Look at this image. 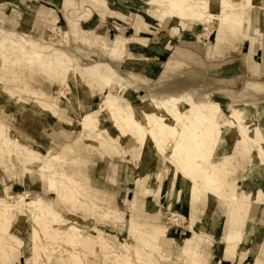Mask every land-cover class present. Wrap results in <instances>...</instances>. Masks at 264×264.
I'll return each mask as SVG.
<instances>
[{
  "label": "rangeland",
  "instance_id": "obj_1",
  "mask_svg": "<svg viewBox=\"0 0 264 264\" xmlns=\"http://www.w3.org/2000/svg\"><path fill=\"white\" fill-rule=\"evenodd\" d=\"M188 4L191 7L211 6L216 11L188 13L181 17L172 12L169 5L152 6L143 0H0V129L9 143L0 141V194H5L12 206L22 205L29 216L26 209L30 207L22 201L17 202L21 194L26 195L28 201L39 199L35 204L46 211L44 216L29 218L34 228L31 231L38 235L37 240H33L32 233L26 235L16 228L2 230L0 224V245L9 250L8 255L0 252V264H148L149 261L151 264H183L180 261L186 260L183 253L175 258L161 248L139 241L131 231V222H137L138 216L142 215L134 197L136 191L153 194L162 184L158 225L165 230L164 235L174 239V251L179 250L185 239L195 238L199 242L198 261L201 263L255 264L259 258L264 264V233H259L264 227V162L250 170L253 152H258L255 159L261 161L264 132L244 142H240L242 138L235 132L237 136L232 142H223L203 164L209 167L213 162L218 178L226 182L227 187H234L237 194L234 199L216 198L192 185L193 194L189 201V184H183L182 178L178 177L175 189H170L175 167L168 158L171 154L169 147L158 182H155L152 171L142 172V145L134 138L122 137L111 126L93 132L85 130L78 121L79 114L74 116L75 111L69 105L70 97L76 96V109L80 101L87 111H95L104 94L87 89L94 88V82L88 79L81 90L78 88L79 82L71 79L62 68L64 59L57 58L64 54L65 48L84 70L94 63L111 67L118 83L107 93L122 100L145 98L153 108L151 99L181 91L184 103L191 105L201 97L204 101L213 99L228 115L233 106H239L253 125L264 131V15H254L256 21H251V14H255L263 3L248 0L246 6L236 7L233 13L243 16L240 23L232 15L222 19L227 11L208 0H185L183 6ZM251 7L255 8L253 13L249 12ZM188 22L192 25L181 27ZM174 26L180 29L178 34L173 33ZM250 27L249 33L254 40L236 37V33L244 34ZM255 28L260 33H255ZM83 31L88 32L91 43L82 42L87 39ZM184 31L190 34L183 37L180 32ZM226 32L232 36L228 42L220 48L214 46L215 36H224ZM179 35L185 39L180 40ZM120 37L128 39L126 51L112 54L110 46L113 43L125 47L126 40ZM162 39L168 41V49L165 50L167 55L159 61L152 52ZM184 42L189 45L180 48L185 54L182 63L176 70L164 71L172 53ZM139 53L142 58L129 57L133 54L137 57ZM94 68H91L93 72ZM104 76L106 79L103 80H108ZM85 92L91 95L86 101L82 97ZM44 102L54 104V110ZM22 104L33 109L34 120L22 117L19 111ZM5 109L9 119L4 122ZM14 118L20 119V124L26 128L25 134L29 133L38 145H26L32 138L24 133L21 142L13 140L11 123ZM105 122L109 126V122ZM64 136L68 137V142ZM32 151L38 155L37 160L31 157L34 155ZM237 158L245 160L236 171H239L237 177L223 176L221 164L236 163ZM21 162L31 169L50 162L49 175L41 179L58 180L59 190L43 189L40 183L33 181L32 175L21 171ZM125 172L135 175L136 187L120 176ZM145 187L152 190L146 192ZM182 187L186 191L179 198L177 189ZM245 191H252V198H247L250 194ZM149 200L153 198L140 197L145 211L151 206ZM176 202L177 208L174 207ZM241 202L252 204L248 223L236 215L243 206ZM154 208L149 207L150 212ZM126 221L128 224L130 221V228ZM140 227L148 232L154 230L141 224ZM244 230L248 232L247 236H251L250 241L246 239L247 244L240 247L237 258L224 262V247L230 232L234 234L229 252L233 255L236 239ZM72 231L75 232L73 239L69 238ZM89 234L103 238L93 242ZM20 240L25 242L24 246L18 243ZM203 251L210 263L203 260ZM154 254L160 258L159 263L152 261Z\"/></svg>",
  "mask_w": 264,
  "mask_h": 264
},
{
  "label": "bare ground",
  "instance_id": "obj_2",
  "mask_svg": "<svg viewBox=\"0 0 264 264\" xmlns=\"http://www.w3.org/2000/svg\"><path fill=\"white\" fill-rule=\"evenodd\" d=\"M208 1L210 3H213V5L219 6L225 11H227V15H225V17L222 19H225L226 17L232 15L235 16V19L238 23H240L243 20L242 19L243 16L240 14L242 16L241 17L233 12L236 7L246 6L245 3L248 2V0H208ZM143 2H146L147 4H150L152 6L163 5V4L169 5L172 12L180 15L181 17L186 16V14L188 13L191 14H197L199 12L212 13L213 11H216V9L211 6L191 7L192 5L188 4L185 7V5L183 6L185 0H143ZM261 2L263 3V6L257 9L255 15H259L260 13L264 14V0H260V3ZM245 10H243L244 13ZM63 53L64 54L61 57L58 56L57 58L64 59V62L62 63V68H64L68 72L69 76H71V79L74 78L76 81L79 82L78 88L80 90L84 87L85 84L84 81L87 79L90 81H95L98 78L106 79L103 73H101L99 70H96L92 66L86 67V69L84 70L82 64H80L76 59H74V57L71 56V54L66 50V48L63 49ZM91 68H94V72ZM101 88L104 89L105 87L103 86ZM167 89L165 88V90ZM169 92L170 91H168V93ZM182 98L183 97L181 91H178L177 94H171L168 97L164 96L159 98L158 97L153 98L151 99L153 103V108H151V106H149V103H147L144 100L145 98L139 100L136 99L135 101L125 100L124 98H123L124 100H122L120 99V97L112 95L110 92L109 93L106 92L99 104V108L95 111H87L83 103H81L80 101L78 103L79 108L76 109L74 105V103L78 99L76 98V96L70 97L68 101H69V105L75 111L74 116H78L79 114L78 121L85 130L89 132H93L94 130L99 128L100 130L109 129L111 126L116 131H118L122 137L134 138L140 145H142L144 150V167L142 169V172L146 173L148 171H152L153 174L156 176L155 182H158L157 178L158 176H160L159 171L161 169L162 163L164 162V157H165L164 155H166L168 150L167 148L169 147L170 149L169 151L171 154L168 155V158L169 161L173 163V167H175V172L172 173L173 179L170 183L171 190L175 189L177 182L176 180L179 177L182 178L183 184L184 183L189 184V188L187 192L189 201L193 194L192 191L193 186L199 188L198 191L200 189H204L208 193L210 192L211 196L216 198L234 199L237 195L234 193V187L232 188L227 187L228 184L226 182H223L222 179L218 178L215 165L213 164V162L210 163L209 167L203 166V164L205 162L207 163V160H209L212 157V155L215 153L217 149H219V147L222 145L223 142L227 144H229V142H232L231 140L235 138V135L237 136V133H239L242 138L240 142H244L250 138H253L255 134H259L260 132H262L263 135L264 131L261 130L260 126L256 127L255 125H253L252 120L245 115L246 113L245 110L239 106L238 107L233 106L231 110V114L228 115L219 103H217L215 100L212 101L213 99L212 100L207 99V101L206 100L204 101V99L202 100V98L204 97H201L200 99H195L190 105L188 103H184ZM44 103H46L50 108L54 110V104H49L47 102ZM19 111L22 114V117L34 120L33 116L35 115L32 114L33 109L30 106L26 104H22L19 106ZM7 115H8L7 109L3 110L4 122L8 121L9 119L7 118ZM19 120L18 121L15 120L14 122L11 123V129L13 130L11 136L15 142H21L20 138L25 135L27 137L32 138L29 133L25 134L26 128L20 124ZM105 120L109 122V126L105 122ZM0 126H2L1 123ZM235 132L237 133L235 134ZM100 134L101 131L99 132V136ZM0 141L8 143V140L1 129H0ZM170 142L172 144H170ZM26 145L30 147L32 145L33 146L38 145V143L36 142L35 139L32 138L30 143ZM32 152H34L33 153L34 155H31V157L34 160H37L38 155L35 154L36 153L35 151ZM257 155L258 152L256 151L253 152V159L250 165V170L254 169L255 165L259 164L261 166V163L264 162V152L260 155L261 156L260 162H258L255 159L256 158L255 156ZM19 167L21 171L23 172L25 171L27 174L32 175L33 181H36L38 184L40 183L43 189L54 190V191L59 190L58 180L54 178H48L47 180L43 181L41 179L49 175L48 170L52 168L50 162H44L36 169H31L26 167L23 162L20 163ZM262 167L264 171V166ZM220 170L221 173H225V171H228V169L226 168H221ZM187 187L185 188L187 189ZM157 190L158 189H156L155 192H158ZM149 191L150 190L147 189V192ZM185 191L186 190H184L183 187L180 188L179 190L177 189V196L180 198V196L185 194ZM245 194H250L247 196V198H252V191H245ZM4 195L0 194V224L2 230L5 229L9 230L11 228H16V230L18 231L26 232V235L32 233L33 240L34 239L37 240L38 235H36L35 233H33V231H31V228L32 229L34 228L33 226H31L29 218L30 216L32 218L33 217L39 218L40 216H44L43 213H45L46 211L42 209L40 206H37L35 204V201L39 199L28 201L25 199L26 195L24 194L19 195V199L17 202L22 201L21 202L22 204H25L30 207V209H26L30 213L29 216L22 209V205L12 206L8 202L7 197H5ZM236 204L237 203H235L234 206ZM54 206L57 207L58 205L57 206L54 205ZM35 210L37 212L38 210L40 211L39 213H37L34 212ZM98 213L96 214L95 217H97ZM131 231L134 237H136L139 241L144 240L147 244L153 246V248L154 247L161 248L164 252L168 253V255L173 254L175 258H177L180 254L183 253L188 264H207L198 261L200 255V250L198 249L199 242H196L195 238L185 239L180 245L179 250L176 252L172 248L174 239L173 238L170 239L168 235H164L165 230L161 227H157L152 232H148L143 230L140 227L139 223L132 221ZM52 235L55 236L56 234L54 233ZM74 235L75 232L72 231V233L69 234V238L71 237V239H73ZM233 235L234 234L231 231L226 246V254L229 256H232L230 255L229 252L230 249L233 247L231 244V242H233L234 240ZM89 236L91 237V239H93L92 240L93 242L94 240L96 241L98 238L99 239L103 238L102 236L94 237L91 236L90 234ZM115 240L114 242H117ZM88 241L91 242L90 238H88ZM86 242L87 240L85 241L84 245L86 244ZM18 243L24 246L25 242L23 240H20ZM35 246L37 245L35 244ZM79 249L81 250V248ZM91 249L89 251H92ZM0 252L8 255L9 250L5 246L0 245ZM11 252L13 254L14 251L11 249ZM234 252L235 251L232 250V253ZM190 253L193 254L192 257L189 256ZM36 256L39 257V255ZM148 264H151V261H149Z\"/></svg>",
  "mask_w": 264,
  "mask_h": 264
},
{
  "label": "crops",
  "instance_id": "obj_3",
  "mask_svg": "<svg viewBox=\"0 0 264 264\" xmlns=\"http://www.w3.org/2000/svg\"><path fill=\"white\" fill-rule=\"evenodd\" d=\"M252 8V7H251ZM254 9L255 8H252V9H250L251 11H249V12H252L253 13V11H254ZM255 14H251V21H252V23H254L256 20V18H254L253 19V16H254ZM259 15H264V14H259ZM259 15H257V16H259ZM248 18V17H247ZM192 24H191V22H188L187 24H185V25H183V26H181L182 28H184V27H186V26H191ZM257 26H258V24H257ZM251 28L252 27H250L248 30H247V32H245L244 34H242V33H236V37H238V36H241V37H244V39H246V38H251L252 40H254V36L252 37V34H250L249 33V30H251ZM179 28L176 26H174L173 27V33H177L178 34V32H179ZM84 33H86L87 34V39L85 40V41H82L83 43H91V41H92V39L88 36V32H86V31H83ZM158 33L160 32V31H157ZM254 32L255 33H260V31L258 30V28L256 29H254ZM190 33L189 32H180V35H183V37L184 36H188ZM179 35V37H181V39L180 40H182V39H185V38H183L182 36H180ZM230 37H232V36H229L228 34H227V32L224 34V36L223 35H221V34H219V35H217V36H215V41H216V43H215V45L214 46H216V47H218V48H220V47H223L227 42H228V40H229V38ZM121 39H125L126 40V42H125V47H121V46H117V44H115V46H114V43H113V45H111L110 46V52L112 53V54H119V53H121V52H125L126 51V43H127V40L128 39H126L125 37H120ZM178 39V38H177ZM165 39H162L161 40V44H158L157 46H155L154 48H153V54L155 55V58H157L159 61L161 60V59H163L164 58V56H166L167 55V53L165 52V50L166 49H168V41L167 40H165V41H167V42H165L164 41ZM180 40H179V42H180ZM189 45V43H186V42H184L182 45H180L175 51H174V53H172V55H171V57H170V59H169V61L166 63V65H165V68H164V71H166V70H168V71H170V70H176V68L182 63V60H183V58L185 57L184 55L185 54H183L182 53V51L180 50V48H183L185 45ZM117 46V47H116ZM256 46V45H255ZM186 47V46H185ZM131 55V54H130ZM133 55H135V54H133ZM133 55L132 56H129L130 58H142L141 57V53H139V54H137L138 56L137 57H133ZM154 58V61H157L156 59ZM139 61V60H138ZM90 66H95L100 72H102V73H104L106 76H107V79L108 80H103V79H100V78H98V79H100V80H98V79H96L95 81H93L94 82V88H91V87H87V89H90V90H92V92H99V93H102V94H105L109 89H113L112 88V86H114V84L116 85L118 82L117 81H115V75H116V72L111 68V67H109L108 65H106L105 63H94V64H92V65H90ZM137 69L139 70L140 69V65L137 67ZM163 71V72H164ZM162 72V73H163ZM149 74L150 73H152V72H148ZM143 76V75H142ZM137 78H139V79H141L142 77L141 76H136ZM144 77H146V75H144ZM147 79L149 78V76H147L146 77ZM90 81V80H89ZM103 85H105V88L104 89H102L101 87L103 86ZM86 93L87 92H85V94L84 95H82V97L85 99V101L91 96L90 95V93H87V95H86ZM126 99V98H125ZM85 101H84V103H85ZM262 101H263V103H264V99H262ZM85 106V105H84ZM85 108H86V106H85ZM87 109V108H86ZM88 110V109H87ZM63 132V131H62ZM64 138H65V140L68 142V140H67V136H64ZM234 161H236V163L234 162H232V163H225V164H221V167H224V168H226V169H228L227 168V166L228 165H231L230 166V168L228 169V171H225V173H222V175L223 176H228L229 178H236L237 176V173L239 172H236L237 171V169L239 168V166H243V162L245 161V160H243V158H237V160H234ZM246 162H247V160H246ZM129 175V176H128ZM120 176H122V177H124L125 178V180L127 181V183L129 184V183H133L134 185H135V183H134V179H135V175L134 174H132V176H130V174H128L127 172H125V173H121L120 174ZM135 187H136V185H135ZM163 184H162V186H161V188H160V190H159V188H158V192H154L153 194H151V193H149V194H144V193H140V191H136V194L134 195V197H136V200H137V202L139 203V205H138V209H139V214L141 215L140 217L138 216V223L139 224H141V225H144V226H148V227H154V229L155 228H157V227H160L158 224H159V213H158V210L160 211V209H159V203H158V201L161 199V195H162V191H163ZM146 189V192H147V189L148 190H151V189H149L148 187H145ZM137 190V189H136ZM143 189H141V191H142ZM118 191L119 192H121V188H119L118 189ZM151 196L152 198H153V200H149L148 201V205L150 204L151 206H149V207H152V209H153V207H155L154 208V211H152V212H150V210H149V207H148V209L145 211L144 210V208H143V205H142V203H141V201H140V197L141 196ZM247 203V202H246ZM170 203H168V207H170V205H169ZM241 205H243L242 206V208H241V210L239 211V212H237V214L236 215H238L239 216V218H244V219H246V222L248 223L249 222V219H250V217H251V212H252V204H249V203H247V204H245L244 202H241L240 203ZM177 205H178V203L176 202L175 204H174V207L175 208H177ZM234 206V205H233ZM233 206H232V208H233ZM232 208H231V210H232ZM127 222V221H126ZM127 225L129 226V228H130V221H129V224H128V222H127ZM234 229H236V228H234ZM233 229V230H234ZM169 229L167 228V232H169L168 231ZM246 230H244V231H242L241 232V234H240V239L242 238V240H239L238 241V239H236V242H237V246H236V249H235V252H234V254L232 255V256H229V255H226V253H225V250H224V258H223V261L224 262H226V261H228V260H234L235 258H237V252H238V250L240 249V247L243 245V244H247V240L249 239V241H250V239H251V236L249 237V236H247V234H248V232L246 231ZM128 232H129V229H128ZM253 233V232H252ZM262 233H264V227H263V232ZM175 239H178V238H175ZM247 239V240H246ZM248 241V242H249ZM244 247V246H243ZM225 249H226V246L224 247ZM244 250V249H243ZM202 254H203V256H204V258H203V260L204 261H209V259H208V257L207 258H205L206 257V255H204V251L202 252ZM160 260V258L157 256V255H155L154 254V256H153V260L152 261H154V262H160L159 261ZM183 264H188L185 260H180ZM223 261H221L220 263H223ZM177 262V261H176ZM209 263H210V261H209ZM172 264H176L175 262H173ZM211 264V263H210ZM255 264H263V262H262V260H260L259 258L256 260V263Z\"/></svg>",
  "mask_w": 264,
  "mask_h": 264
}]
</instances>
